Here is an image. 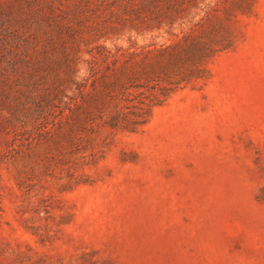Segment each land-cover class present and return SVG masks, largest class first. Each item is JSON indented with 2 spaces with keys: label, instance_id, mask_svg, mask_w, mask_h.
Here are the masks:
<instances>
[{
  "label": "rangeland",
  "instance_id": "1",
  "mask_svg": "<svg viewBox=\"0 0 264 264\" xmlns=\"http://www.w3.org/2000/svg\"><path fill=\"white\" fill-rule=\"evenodd\" d=\"M126 1L0 0V22L25 38L44 11L56 50L169 39L124 29L123 10L107 2ZM236 27L235 47L212 60L207 79L140 131L109 135L75 180L24 189L0 159V264H264V0ZM101 33L110 39L93 43ZM12 136L0 134V156Z\"/></svg>",
  "mask_w": 264,
  "mask_h": 264
},
{
  "label": "trees",
  "instance_id": "2",
  "mask_svg": "<svg viewBox=\"0 0 264 264\" xmlns=\"http://www.w3.org/2000/svg\"><path fill=\"white\" fill-rule=\"evenodd\" d=\"M107 3L123 10L119 23L129 32L169 39L113 50L97 43L110 39L101 33L91 48L56 50L44 11L25 38L0 22V134L13 135L0 159L24 189L47 177L75 180L109 135L140 131L174 94L207 79L212 60L235 47L238 17L251 14L255 0Z\"/></svg>",
  "mask_w": 264,
  "mask_h": 264
}]
</instances>
